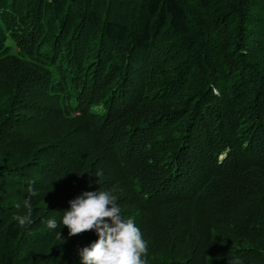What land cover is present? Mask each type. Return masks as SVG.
Wrapping results in <instances>:
<instances>
[{
  "label": "trees",
  "instance_id": "16d2710c",
  "mask_svg": "<svg viewBox=\"0 0 264 264\" xmlns=\"http://www.w3.org/2000/svg\"><path fill=\"white\" fill-rule=\"evenodd\" d=\"M0 88V264H81L98 190L146 264H264V0H0Z\"/></svg>",
  "mask_w": 264,
  "mask_h": 264
},
{
  "label": "clouds",
  "instance_id": "9594fccd",
  "mask_svg": "<svg viewBox=\"0 0 264 264\" xmlns=\"http://www.w3.org/2000/svg\"><path fill=\"white\" fill-rule=\"evenodd\" d=\"M100 175L101 172L96 173L97 177ZM28 192L29 198L24 204L26 214L14 217L19 228L32 223L30 200L35 192L31 186ZM46 224L49 229L58 227L54 218ZM62 225L69 229V236L92 230L98 235V240L79 250L81 264H146L142 257L148 253V244L134 220L122 218L116 197L110 191H85L71 200ZM229 264H241V261L236 257Z\"/></svg>",
  "mask_w": 264,
  "mask_h": 264
},
{
  "label": "rangeland",
  "instance_id": "374dc122",
  "mask_svg": "<svg viewBox=\"0 0 264 264\" xmlns=\"http://www.w3.org/2000/svg\"><path fill=\"white\" fill-rule=\"evenodd\" d=\"M108 8L107 6V2L104 1L103 4H102V7H101V11L104 12L106 9ZM9 43V40L7 41ZM17 45V42H13L12 45H10L11 47H16ZM167 70V72H173V69L171 67H166L165 68ZM162 78H167L166 75H163ZM159 84H155L153 85V87L157 86ZM163 93L165 94L166 98L167 99H172L173 97V90L172 89H164ZM178 128V127H177ZM174 131V130H173ZM225 153H226V150H224ZM227 154V153H226ZM225 154H222L221 157L223 156L224 157Z\"/></svg>",
  "mask_w": 264,
  "mask_h": 264
},
{
  "label": "bare ground",
  "instance_id": "6f19581e",
  "mask_svg": "<svg viewBox=\"0 0 264 264\" xmlns=\"http://www.w3.org/2000/svg\"><path fill=\"white\" fill-rule=\"evenodd\" d=\"M94 1V0H93ZM94 12V11H93ZM96 53V52H95ZM1 89V88H0ZM4 90V89H3ZM1 91V90H0ZM4 92V91H3ZM4 95V94H3ZM54 113V112H53ZM3 116V115H2Z\"/></svg>",
  "mask_w": 264,
  "mask_h": 264
}]
</instances>
